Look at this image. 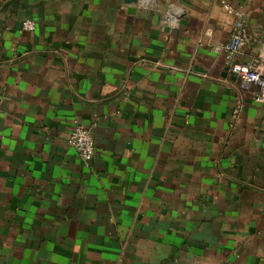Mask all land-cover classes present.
<instances>
[{
	"label": "crops",
	"instance_id": "obj_1",
	"mask_svg": "<svg viewBox=\"0 0 264 264\" xmlns=\"http://www.w3.org/2000/svg\"><path fill=\"white\" fill-rule=\"evenodd\" d=\"M138 1L0 0V264H264V0Z\"/></svg>",
	"mask_w": 264,
	"mask_h": 264
},
{
	"label": "built area",
	"instance_id": "obj_2",
	"mask_svg": "<svg viewBox=\"0 0 264 264\" xmlns=\"http://www.w3.org/2000/svg\"><path fill=\"white\" fill-rule=\"evenodd\" d=\"M232 13H235L238 20L234 25L229 41L224 46L230 72L242 83L256 87L258 93L252 96V100L258 104H264V63L244 64L237 62V56L247 38V31L243 14L235 10ZM36 29V23L31 20H26L21 25V30L24 32L32 33ZM68 144L86 165L93 160L96 154L95 140L92 133L81 125L76 124L74 126L69 136Z\"/></svg>",
	"mask_w": 264,
	"mask_h": 264
},
{
	"label": "water",
	"instance_id": "obj_3",
	"mask_svg": "<svg viewBox=\"0 0 264 264\" xmlns=\"http://www.w3.org/2000/svg\"><path fill=\"white\" fill-rule=\"evenodd\" d=\"M126 2L132 5L131 7H133L134 5L138 4L139 1L138 0H126ZM130 11L133 12L134 8H131Z\"/></svg>",
	"mask_w": 264,
	"mask_h": 264
}]
</instances>
